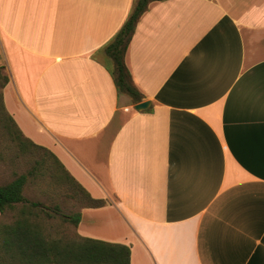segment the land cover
<instances>
[{"label":"crops","instance_id":"crops-1","mask_svg":"<svg viewBox=\"0 0 264 264\" xmlns=\"http://www.w3.org/2000/svg\"><path fill=\"white\" fill-rule=\"evenodd\" d=\"M133 0H0V93L97 207L77 234L130 264H264V0H151L115 86L103 46ZM1 215V214H0Z\"/></svg>","mask_w":264,"mask_h":264},{"label":"trees","instance_id":"trees-1","mask_svg":"<svg viewBox=\"0 0 264 264\" xmlns=\"http://www.w3.org/2000/svg\"><path fill=\"white\" fill-rule=\"evenodd\" d=\"M149 1L151 0H133L124 22L102 49L109 60L115 86L119 91L126 93L133 102L141 101L142 95L133 85L131 74L125 65L124 54L135 24ZM6 79L5 76L4 81ZM0 114L2 129L15 143V158L25 157L33 163L29 170L0 184V214L14 211L11 221L0 219V264H130L128 245L76 233L75 226L81 218L79 211L63 214L57 204L48 208L41 202L28 200L24 196L23 188L27 180L42 178V175L46 174L49 181L57 185L69 183L68 196L78 200L83 207L104 204L102 199L92 198L52 152L22 134L6 112L1 93ZM40 149L46 151L48 156L37 155ZM49 159L54 160L57 167H39L40 162L45 164ZM54 214H58L61 220L71 225L69 232L64 230L59 233L49 224V220L55 217Z\"/></svg>","mask_w":264,"mask_h":264},{"label":"rangeland","instance_id":"rangeland-1","mask_svg":"<svg viewBox=\"0 0 264 264\" xmlns=\"http://www.w3.org/2000/svg\"><path fill=\"white\" fill-rule=\"evenodd\" d=\"M5 72L3 67L0 66V90L4 82ZM1 115V114H0ZM5 129V128H4ZM15 143H13L0 124V184H4L21 172L29 170L32 166V161L25 157L18 156L15 158ZM46 155L47 152L43 149L39 150L37 155ZM56 163L54 160L49 159L45 164H39V167L55 168ZM57 167V166H56ZM53 181H49L48 175H42V178L28 179L24 188V196L31 201H39L42 205L52 208L54 204L59 206L60 212L63 214H71L79 211L83 208L82 203L68 196L69 183L63 182L60 185H55ZM13 210L6 211L0 215L2 221H11L13 217ZM55 217L49 220V224L53 225L54 228L60 233L62 231L69 232L71 225L68 222L61 220V217L54 214ZM51 232L52 228L48 227ZM67 228V229H65ZM57 232V233H58Z\"/></svg>","mask_w":264,"mask_h":264},{"label":"water","instance_id":"water-1","mask_svg":"<svg viewBox=\"0 0 264 264\" xmlns=\"http://www.w3.org/2000/svg\"><path fill=\"white\" fill-rule=\"evenodd\" d=\"M149 104H150V101L148 99L141 100V101L135 103L133 105V108L136 110H144V109L148 108Z\"/></svg>","mask_w":264,"mask_h":264}]
</instances>
